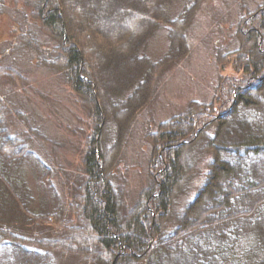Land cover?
<instances>
[{
	"label": "trees",
	"instance_id": "16d2710c",
	"mask_svg": "<svg viewBox=\"0 0 264 264\" xmlns=\"http://www.w3.org/2000/svg\"><path fill=\"white\" fill-rule=\"evenodd\" d=\"M177 1L36 0L54 41L44 63L82 99L92 133L81 171L65 178L68 203L39 166L53 200L34 206L22 171L30 143L11 135L0 97V264H264V5L240 22L236 75L219 80L214 100L192 102L147 135L151 181L133 207L112 181L128 128L189 51L202 0L169 18ZM161 28L169 47L155 61L147 46Z\"/></svg>",
	"mask_w": 264,
	"mask_h": 264
},
{
	"label": "rangeland",
	"instance_id": "374dc122",
	"mask_svg": "<svg viewBox=\"0 0 264 264\" xmlns=\"http://www.w3.org/2000/svg\"><path fill=\"white\" fill-rule=\"evenodd\" d=\"M188 2L178 0L168 7V17L174 18ZM35 4L36 0H0V97L12 112L7 118L11 135H16L21 143H30L32 157L24 159L22 171L27 176L34 206L53 200V195L37 183L42 166H49L48 176L67 204L65 178L68 174L73 178L81 171L93 117L66 78L44 63L50 53L46 49L54 41L39 26ZM261 5L264 0L201 1L188 27V53L161 76L154 98L137 114L122 140L112 181L123 189L127 209L135 205L151 181L152 146L147 135L157 131L162 122L186 112L192 102L211 103L219 80L236 75L231 60L239 48L240 22ZM168 47L166 29L161 28L149 40L147 52L156 61L167 53ZM117 136L112 133L109 143L115 142ZM194 183L199 185L200 178ZM195 188L179 203L194 196ZM183 207L178 204L176 212ZM168 223L172 225L173 221ZM59 264L78 263L62 259Z\"/></svg>",
	"mask_w": 264,
	"mask_h": 264
}]
</instances>
